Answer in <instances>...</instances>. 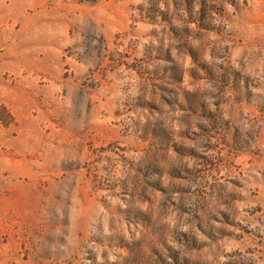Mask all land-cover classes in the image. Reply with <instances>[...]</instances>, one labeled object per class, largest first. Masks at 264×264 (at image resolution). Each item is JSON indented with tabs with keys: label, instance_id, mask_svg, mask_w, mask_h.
I'll list each match as a JSON object with an SVG mask.
<instances>
[{
	"label": "rangeland",
	"instance_id": "rangeland-1",
	"mask_svg": "<svg viewBox=\"0 0 264 264\" xmlns=\"http://www.w3.org/2000/svg\"><path fill=\"white\" fill-rule=\"evenodd\" d=\"M0 264H264V0H0Z\"/></svg>",
	"mask_w": 264,
	"mask_h": 264
}]
</instances>
